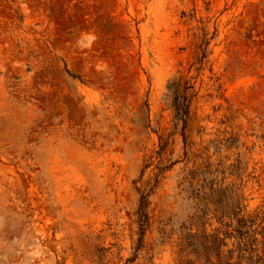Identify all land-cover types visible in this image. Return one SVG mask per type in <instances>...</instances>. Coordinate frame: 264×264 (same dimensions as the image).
Listing matches in <instances>:
<instances>
[{
  "label": "rangeland",
  "instance_id": "rangeland-1",
  "mask_svg": "<svg viewBox=\"0 0 264 264\" xmlns=\"http://www.w3.org/2000/svg\"><path fill=\"white\" fill-rule=\"evenodd\" d=\"M0 264H264V0H0Z\"/></svg>",
  "mask_w": 264,
  "mask_h": 264
},
{
  "label": "trees",
  "instance_id": "trees-1",
  "mask_svg": "<svg viewBox=\"0 0 264 264\" xmlns=\"http://www.w3.org/2000/svg\"><path fill=\"white\" fill-rule=\"evenodd\" d=\"M180 80H178V83L175 84L174 86V99H173V105L176 111V117L180 121H185V118L188 114V103L186 101V95L180 91ZM146 206H147V201H146V196L142 195L141 200H140V206H139V224L140 228L143 231V227L146 223L147 220V214H146Z\"/></svg>",
  "mask_w": 264,
  "mask_h": 264
}]
</instances>
